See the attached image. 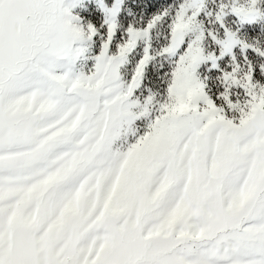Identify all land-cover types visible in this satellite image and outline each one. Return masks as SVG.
I'll use <instances>...</instances> for the list:
<instances>
[{
  "label": "snow or ice",
  "instance_id": "1",
  "mask_svg": "<svg viewBox=\"0 0 264 264\" xmlns=\"http://www.w3.org/2000/svg\"><path fill=\"white\" fill-rule=\"evenodd\" d=\"M258 27L264 0H0V264H264Z\"/></svg>",
  "mask_w": 264,
  "mask_h": 264
},
{
  "label": "trees",
  "instance_id": "2",
  "mask_svg": "<svg viewBox=\"0 0 264 264\" xmlns=\"http://www.w3.org/2000/svg\"><path fill=\"white\" fill-rule=\"evenodd\" d=\"M176 0H158V6L160 8L167 7L170 10H173L175 8ZM133 11L136 13V15L133 17V19L137 21H141V9L140 8H134ZM146 13L143 18H146ZM167 19L163 21L153 32L152 34V45H153V51L155 52L158 50L160 46H162L167 39ZM257 34L261 40L262 43H264V33L259 32V27L257 28ZM167 61L162 58V57H157L156 60L153 62V66L149 69L150 72L152 73H158L162 71L160 69V64L161 63H166ZM151 82V81H150Z\"/></svg>",
  "mask_w": 264,
  "mask_h": 264
},
{
  "label": "rangeland",
  "instance_id": "3",
  "mask_svg": "<svg viewBox=\"0 0 264 264\" xmlns=\"http://www.w3.org/2000/svg\"><path fill=\"white\" fill-rule=\"evenodd\" d=\"M214 3V0H208V6L211 7L212 4ZM90 64V61H85L84 62V68L85 70L87 69L88 65Z\"/></svg>",
  "mask_w": 264,
  "mask_h": 264
}]
</instances>
